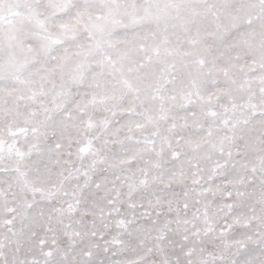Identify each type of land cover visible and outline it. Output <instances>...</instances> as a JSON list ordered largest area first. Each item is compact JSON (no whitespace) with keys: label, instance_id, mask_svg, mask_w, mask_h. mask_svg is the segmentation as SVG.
I'll return each instance as SVG.
<instances>
[{"label":"snow or ice","instance_id":"obj_1","mask_svg":"<svg viewBox=\"0 0 264 264\" xmlns=\"http://www.w3.org/2000/svg\"><path fill=\"white\" fill-rule=\"evenodd\" d=\"M0 264H264V0H0Z\"/></svg>","mask_w":264,"mask_h":264}]
</instances>
